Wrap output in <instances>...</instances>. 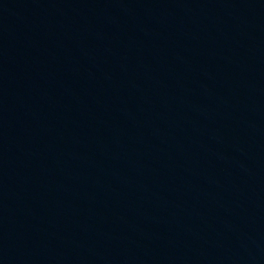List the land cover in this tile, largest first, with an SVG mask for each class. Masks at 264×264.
Wrapping results in <instances>:
<instances>
[{
    "label": "water",
    "instance_id": "1",
    "mask_svg": "<svg viewBox=\"0 0 264 264\" xmlns=\"http://www.w3.org/2000/svg\"><path fill=\"white\" fill-rule=\"evenodd\" d=\"M0 264H264V0H0Z\"/></svg>",
    "mask_w": 264,
    "mask_h": 264
}]
</instances>
